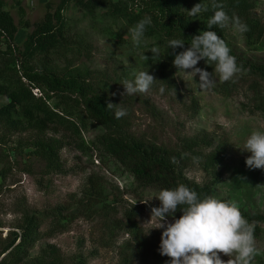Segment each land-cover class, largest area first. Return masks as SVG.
<instances>
[{"label": "rangeland", "instance_id": "374dc122", "mask_svg": "<svg viewBox=\"0 0 264 264\" xmlns=\"http://www.w3.org/2000/svg\"><path fill=\"white\" fill-rule=\"evenodd\" d=\"M59 1L5 0V8L18 26L16 45L21 46L31 30L23 28L22 23L28 21L32 25L40 21L47 10L54 11ZM250 1L254 3V16L264 27V0ZM205 3L201 2L202 5ZM64 15L69 23L70 51L55 61L53 67L63 72L66 69L84 72L85 81L94 92L126 110L127 115L122 118L132 136L169 148H180L188 138L202 134L211 137L213 142L226 140L227 154L216 167L221 178L213 189V197L235 202L239 208L264 215V170L249 169L245 160L250 153L238 148L253 131H264L263 83L245 73L239 74L235 82H220L213 72L215 65L206 67L199 61L197 67L213 72L216 80L214 88L202 90L197 83L198 76L193 78L178 72L174 66L168 72L161 71L160 58L152 57L149 51L155 46L154 41L142 38L140 45L134 46L131 28L126 25L104 19L99 12L87 16L72 4ZM225 35L245 59L264 64V35L247 41L244 34L230 24L225 28ZM139 71H149L157 79L152 88L147 93L121 96L124 91L121 83L134 80V73ZM6 102L0 98V105ZM81 136L89 139L87 133ZM38 137L50 138L59 144L61 172H50L43 161L30 154L27 143ZM183 173L188 180L198 184L209 179L200 164L194 161ZM91 175L109 186L113 193L111 199H122L135 206L136 222L144 238L150 241L159 238L160 244L162 230L151 229L156 221H149L151 208L160 203L155 198L158 194L155 190L147 189L142 192L143 196L128 194L125 189L132 187L133 180L122 167L111 159L101 163L93 150L80 151L61 130L12 132L0 125V250L9 232L17 231L24 212L66 205L71 206L70 212H76L77 201L84 196ZM168 219L172 222L171 217ZM261 227L262 232L255 239L259 254L252 264H264V224ZM130 239L123 227L108 229L101 220L89 221L79 217L69 231L42 238L32 254L36 255L43 247L53 246L66 264L78 254L87 258V264H119ZM221 258L229 259L223 254ZM168 259L166 256L160 259L151 255L137 256L131 264H166Z\"/></svg>", "mask_w": 264, "mask_h": 264}, {"label": "trees", "instance_id": "16d2710c", "mask_svg": "<svg viewBox=\"0 0 264 264\" xmlns=\"http://www.w3.org/2000/svg\"><path fill=\"white\" fill-rule=\"evenodd\" d=\"M201 2H206L204 5L209 10L196 17L189 16L186 9L190 10ZM217 2L225 5L224 10L230 17L238 16L248 25L250 30L243 33L247 41L264 35L262 23L254 16L252 1ZM211 3L212 0H60L54 11L47 10L40 21L32 25L28 21L22 23L23 28L31 30L18 46L15 43L18 26L5 8V0H0V98L7 101L0 105V125L12 132L30 129L39 133L49 128L65 132L80 151L93 150L101 163L111 159L122 167L133 180L132 187L125 189L130 195L143 196L142 192L147 189L159 193L163 189L184 184L201 198L213 196L216 182L221 178L216 167L227 154L226 140L213 142L211 137L202 134L188 138L180 148H169L132 136L127 132L123 118L116 119L114 111L107 109V98L94 92L85 81L84 72L77 69L63 72L53 67L55 61L70 51L69 23L64 15L69 4L87 16L99 12L104 19L129 28L150 16L152 25L147 28L143 38L153 40L154 45L159 47L161 71L168 72L174 66V55L172 49L168 48L169 40H183L184 48L175 50L179 53L190 46L193 36L202 31H215L225 41L237 64L243 66L245 71L242 73L254 76L263 83L264 108V64L252 62L239 54L228 42L225 28H208L207 22L213 15ZM200 62L209 66L204 60ZM82 133L89 134V139L85 140ZM27 147L30 154L43 161L50 172L63 170L60 147L56 141L38 137L30 140ZM173 157L176 163L172 162ZM193 161L200 164L209 176L203 184L188 180L183 173ZM110 196L112 198L113 193L109 186L91 175L87 179L84 196L77 201L76 212H70L71 206L67 205L39 212H24L17 231H10L4 241L0 250V264H66L53 246L41 248L36 255L32 254V250L42 238L69 231L79 217L89 221L101 220L108 229L123 227L131 236L119 264H131L137 256L151 255L154 259H160L159 238L153 241L144 238L136 222L135 206L122 199L116 201ZM239 209L254 224L255 239L258 238L264 215ZM180 215L182 212L178 208L175 216ZM67 264H87V258L78 254L71 257Z\"/></svg>", "mask_w": 264, "mask_h": 264}, {"label": "clouds", "instance_id": "9594fccd", "mask_svg": "<svg viewBox=\"0 0 264 264\" xmlns=\"http://www.w3.org/2000/svg\"><path fill=\"white\" fill-rule=\"evenodd\" d=\"M213 15L207 22L208 28L217 26L224 29L231 24L240 33L249 31L246 23L238 16H229L224 10L225 5L212 0L210 5ZM208 6L195 4L187 14L196 17L208 11ZM152 25L150 16L140 19L129 31L134 46H139L145 32ZM181 39L168 41V48L174 55L173 65L178 72L199 77L197 82L202 90L215 87L213 79L215 72L220 82H235L243 71L236 58L230 54L231 50L215 31H202L191 39L190 46L179 53L177 48H184ZM158 57L160 49L153 46L149 50ZM144 59L148 57L144 55ZM204 60L207 65L214 64V71L208 72L197 67L199 61ZM157 79L149 71L134 73V80H124L121 84L124 91L121 96L147 93ZM164 91L163 88L160 89ZM116 95V93H112ZM107 109L114 111L116 119L127 115L125 109L119 104L108 102ZM244 152L250 153L245 164L249 169L264 170V131H253L245 140L242 147ZM172 162L176 163L175 157ZM159 200L158 207L151 208V219L155 226L151 229H161L159 254L168 257L166 264H252L255 256L259 254L256 247L255 227L240 211L235 202L217 199L206 195L203 198L193 189L180 184L173 189H163L155 196ZM182 212L175 218L176 211ZM169 217L172 222H169ZM221 254L228 256L227 261Z\"/></svg>", "mask_w": 264, "mask_h": 264}]
</instances>
